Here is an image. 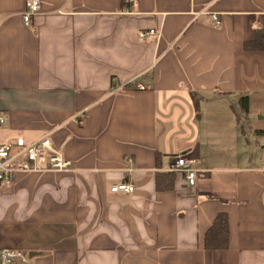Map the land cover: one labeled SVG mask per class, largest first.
Instances as JSON below:
<instances>
[{"label":"crops","instance_id":"crops-1","mask_svg":"<svg viewBox=\"0 0 264 264\" xmlns=\"http://www.w3.org/2000/svg\"><path fill=\"white\" fill-rule=\"evenodd\" d=\"M27 1L0 0V141L48 135L73 169L0 182V246L29 264H264V50H245L264 0H41L33 27ZM179 155L196 184L158 191ZM219 212L229 247L208 250Z\"/></svg>","mask_w":264,"mask_h":264},{"label":"built area","instance_id":"built-area-1","mask_svg":"<svg viewBox=\"0 0 264 264\" xmlns=\"http://www.w3.org/2000/svg\"><path fill=\"white\" fill-rule=\"evenodd\" d=\"M133 2L134 0H125ZM41 9V0H29L23 14L27 27H33V16ZM215 26L220 25V18L213 13ZM147 35L159 36L155 30L143 31L142 38ZM115 80V79H114ZM139 88L145 89L143 85ZM6 117L0 112V125L5 123ZM196 160L192 157L179 155L176 157L170 171L183 173L190 185H195L200 171L195 167ZM73 169V163L66 159L46 135L34 142H27L19 136L14 141H0V182L8 183L16 179L17 174L27 172H41L45 170L68 171ZM112 192L131 194L135 191V184L130 181H120L111 186ZM0 264H29V257L21 249H11L0 246Z\"/></svg>","mask_w":264,"mask_h":264},{"label":"trees","instance_id":"trees-1","mask_svg":"<svg viewBox=\"0 0 264 264\" xmlns=\"http://www.w3.org/2000/svg\"><path fill=\"white\" fill-rule=\"evenodd\" d=\"M245 50H264V29H258L255 38L245 43ZM177 174H182L185 177L183 173L179 172L158 171L155 179L157 190L166 191L174 189ZM229 236L230 225L228 214L226 212H219L205 233L204 246L208 250H225L229 247Z\"/></svg>","mask_w":264,"mask_h":264},{"label":"water","instance_id":"water-1","mask_svg":"<svg viewBox=\"0 0 264 264\" xmlns=\"http://www.w3.org/2000/svg\"><path fill=\"white\" fill-rule=\"evenodd\" d=\"M37 254V252H32L31 254H30V257H33L34 255H36Z\"/></svg>","mask_w":264,"mask_h":264},{"label":"rangeland","instance_id":"rangeland-1","mask_svg":"<svg viewBox=\"0 0 264 264\" xmlns=\"http://www.w3.org/2000/svg\"><path fill=\"white\" fill-rule=\"evenodd\" d=\"M24 252H25V254L28 255V257L30 258V255H29L26 251H24ZM30 259H31V258H30Z\"/></svg>","mask_w":264,"mask_h":264}]
</instances>
